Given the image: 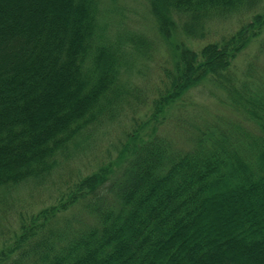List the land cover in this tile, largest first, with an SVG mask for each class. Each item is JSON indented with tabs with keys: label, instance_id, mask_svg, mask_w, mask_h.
<instances>
[{
	"label": "trees",
	"instance_id": "1",
	"mask_svg": "<svg viewBox=\"0 0 264 264\" xmlns=\"http://www.w3.org/2000/svg\"><path fill=\"white\" fill-rule=\"evenodd\" d=\"M144 1L170 63L145 123L154 136L136 130L115 160L22 215L0 264H264V82L238 85L232 71L264 27V0ZM105 3L0 0V195L45 183L128 101L123 75L148 44L111 32ZM226 22L237 27L212 38ZM199 86L225 93L256 133L212 127L186 150L155 136ZM76 208L82 219L61 224Z\"/></svg>",
	"mask_w": 264,
	"mask_h": 264
},
{
	"label": "rangeland",
	"instance_id": "2",
	"mask_svg": "<svg viewBox=\"0 0 264 264\" xmlns=\"http://www.w3.org/2000/svg\"><path fill=\"white\" fill-rule=\"evenodd\" d=\"M105 10L111 32L119 30L141 35L148 44V47L143 48L142 57H137L135 67L123 75L124 82L129 84L131 90L128 101L122 105L117 117L106 123V126H99L92 131L86 146L79 150L75 159L59 164L45 183L0 195V249L11 243L14 233H20L19 218L22 215L52 205L55 196L67 192L78 173L88 175L95 171L98 164L115 160L136 130L144 129L138 130L141 141L154 136L151 131L153 123L146 129L145 123L151 116V102L158 96L162 81L165 80L163 70L170 69L167 59L169 51L158 38L144 0H106ZM257 13L263 14L261 10ZM250 20L247 17L242 23ZM234 27H237L236 23H215L211 26V37L217 39L229 34ZM203 44L198 42L193 47ZM232 71L238 85L246 83L248 87L257 88L264 82V27L233 63ZM158 122L155 136L174 148L185 150L192 146L198 132H206L212 127L231 131L237 126L245 132L256 133L245 116L235 111L228 96L209 86H199L189 91ZM78 218L82 219L76 208L63 214L60 221L61 224H70Z\"/></svg>",
	"mask_w": 264,
	"mask_h": 264
}]
</instances>
